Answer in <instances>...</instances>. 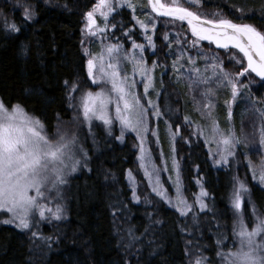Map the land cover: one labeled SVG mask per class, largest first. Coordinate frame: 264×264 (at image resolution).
<instances>
[{"label": "snow or ice", "instance_id": "snow-or-ice-1", "mask_svg": "<svg viewBox=\"0 0 264 264\" xmlns=\"http://www.w3.org/2000/svg\"><path fill=\"white\" fill-rule=\"evenodd\" d=\"M47 4L48 0H44ZM187 4L188 6H184ZM200 0H172L171 3L162 0H95L91 10L83 15L84 26L81 28V46L83 55L87 56V78L93 85L98 87V91L90 90V86L81 89L79 78L64 81L66 95L68 97L69 108H79V114L83 115V122L88 123L91 130L92 122L100 121L105 126L107 134H113L114 122L120 126V135L116 137L123 141L125 132L135 133L139 155L137 157L140 169L144 172L148 186L156 196L160 197L170 206H174L181 217H187L196 206L201 212H206L207 204L204 197L208 193L203 189L196 195L193 204H189L179 192V165L175 159V147L172 148V170L176 171L177 196L175 203L172 197L168 196L160 181V169L152 161V153L146 147L148 117L151 115L157 119L163 117L164 113L159 104L152 99L147 100V106L141 101L147 98L151 92H155L159 97L161 93L156 90L154 73L161 67L159 57L152 60L149 65L145 52L152 50V54L162 52L166 57L175 56L172 60V74L175 82L183 84L186 81L188 93L194 103V111L200 113L201 120L193 121L190 115L184 116V125L192 129V135L203 138L209 147V156L214 159L216 165H226L229 157H235L236 149L244 145L249 150H264V107L255 108L256 101H253V110L259 113L260 127L253 126V138L259 137V147L247 143L248 136L243 133L238 136L233 130L231 121L233 116L232 105L236 102L248 84L241 82V77L255 74L261 81H264V31L248 23H238L236 20L244 18L243 7H237L236 11L241 15L235 19H229L221 12L211 14V18L191 10L198 7ZM23 6V5H21ZM67 7V5H65ZM150 8L152 16L148 13ZM130 9L131 19L135 21L133 27L124 24L123 18L116 22L115 15H120L119 10ZM144 15L140 19L137 11ZM115 14V15H114ZM36 12L33 6H23L22 20L31 21L35 18ZM156 17L171 18L169 22L175 24L176 21L186 23L188 31L191 32L192 39L189 42L175 41L181 45L179 52L173 48V41L166 31L163 33V46L157 48L154 42V35L158 33ZM98 18L102 21L98 23ZM6 30L19 32L20 27L15 23L4 21ZM138 26L139 32L135 31ZM112 29H119L122 37L131 43V48L126 49L119 41L116 43H104L98 53H93L91 49L83 47L86 40L100 37L102 41L110 40L115 35ZM111 33V35H109ZM151 33V34H150ZM142 37L145 43L137 42L135 37ZM199 41H208L215 44L216 48L224 49L228 54L227 59L232 63L233 71H227L224 61L218 55H208L198 52L197 57H193L184 51V45L195 49ZM236 49V53L229 50ZM239 55H238V54ZM204 61L203 68L198 66V59ZM246 62V66H245ZM187 64V67H185ZM236 66H239L237 69ZM129 68L131 74H129ZM137 76L139 83L143 85V97L137 95ZM163 88V80L160 82ZM222 90L230 92V97L225 99L224 105L227 108L228 127L221 128L216 115V100L218 93ZM199 91L200 99L197 100L193 93ZM79 92L77 97L74 95ZM78 103H74L77 102ZM264 105V100L259 101ZM114 107V116L110 112L109 106ZM151 109V112H149ZM168 129L171 124L166 122ZM181 125H176L172 132L171 139L175 141L181 133ZM156 136L155 130H151ZM55 141L51 140L44 132V126L39 119L25 114L19 104L9 108L0 100V213H7V218H0V224L14 225L21 230H30L35 222L36 215L40 220L60 221L65 218L64 206L57 202L55 207H51L52 200H59L60 186L67 183L66 176L78 170V166H87L88 154L80 146L77 136L68 133H61L57 130ZM187 142V141H186ZM79 155L80 158H77ZM245 158L248 152L244 153ZM218 157V159L216 158ZM249 168L252 171V179L257 181L259 186L264 188V161L261 162L259 171L249 160ZM129 179L135 183L131 170L128 172ZM200 184V180H197ZM233 191L230 199L231 209H233L232 239L236 243L234 249L221 251V247H226L224 239L219 234L216 238V256L219 257V264H264V213L252 206V226L249 230L247 219L242 212L243 198L249 194L250 189L247 182L238 177L233 178ZM55 196L50 199V195ZM132 200L135 203L141 202L135 187L132 188ZM145 202L151 203L148 197H144ZM250 203V201H248ZM126 207V206H125ZM122 214L119 208L113 212L114 218ZM159 223V221H156ZM193 228L199 227V217L192 216ZM187 226L181 227L185 231ZM147 232L148 229L146 228ZM131 241L138 240L134 230L127 229ZM32 235L35 237L36 233ZM192 235V232H189ZM50 239V238H49ZM186 248V255L189 257V264H216L203 254V249L207 246L200 245L195 240H189ZM129 243L126 247H131Z\"/></svg>", "mask_w": 264, "mask_h": 264}, {"label": "trees", "instance_id": "trees-1", "mask_svg": "<svg viewBox=\"0 0 264 264\" xmlns=\"http://www.w3.org/2000/svg\"><path fill=\"white\" fill-rule=\"evenodd\" d=\"M30 1L36 12L33 20L24 22L20 10L11 14L12 22L20 27L19 32L6 30L0 19V100L8 107L19 104L50 132L59 122L71 117L64 81L79 78L81 84L85 83L81 28L84 13L95 0H48L47 4L44 0ZM203 3L206 8L224 11L230 19L240 16L236 8L243 7L244 18L236 22H253L264 27V0H203ZM230 5L237 15H229ZM122 18L130 26L128 12L121 10L120 15H115L116 22ZM119 35L122 37L121 31ZM155 39L158 49L161 48L163 34L157 33ZM202 43L224 61L225 68H230L225 62L228 54L224 49L208 41ZM173 48L178 52L175 43ZM186 48L192 53L200 52L195 51L198 48ZM152 56L159 57L164 64L169 60L162 52ZM251 76L252 93L263 99L264 81ZM233 124L239 127L237 114ZM107 136L100 129L95 131L96 146L87 145L88 167L68 179L65 218L52 227L50 240L37 242L15 226L0 225V264H188L187 240L205 243L206 253L212 257L217 229L221 238L230 234L229 197L236 177L234 168L230 165L215 168L200 142L180 150L187 191L193 192L200 180L211 209L210 215L206 216V211L198 216L200 224L207 225L201 234H192L194 239H190L187 234L193 232L190 224H183L180 214L162 199L147 194L151 203L142 199L140 203L133 202L127 174L137 170L135 141L131 135L124 136L121 142L116 141L117 135L113 134L112 139ZM247 180L251 201L257 209H264V189L249 177ZM118 208L122 214L114 218L113 212ZM184 226L186 230L181 231ZM129 227L138 240H130ZM34 243L40 246L38 251L33 249ZM129 243L130 248L126 247Z\"/></svg>", "mask_w": 264, "mask_h": 264}, {"label": "rangeland", "instance_id": "rangeland-1", "mask_svg": "<svg viewBox=\"0 0 264 264\" xmlns=\"http://www.w3.org/2000/svg\"><path fill=\"white\" fill-rule=\"evenodd\" d=\"M162 2L171 3L172 0H162ZM183 2H184V0H181V3H183ZM21 5L33 6L32 2L30 0H0V16H1L0 19L3 22L5 21V19H7V21L9 23H12L11 14L12 13L14 14L15 10H20V12H21L20 14L23 16V6H21ZM184 6H188V5L184 4ZM232 8H234V7H232V5H230V7L228 8L229 15H230V13L233 16L237 15V14L232 12V11H234ZM6 10H8V11H6ZM89 10H91V8ZM123 10L125 12H128V14H129V20L127 22L130 24V26H128V27H133L135 25V21H132V19H131V16H132L131 10L130 9H123ZM191 10L197 11V12L201 13L202 15H207L208 18H211V14L216 13V12H221V13H223L224 16L227 17V15L225 14L224 11H221V10L216 9V8H206L204 6L203 0H200V5L198 7H192ZM119 11L121 12V10H119ZM147 11L152 16H155L154 13H151L150 8ZM238 13H240V12H238ZM137 15L139 16L140 19H144V15L139 10L137 11ZM170 19L171 18H168V17L167 18L156 17L159 34H163L164 32L167 31L169 33V37L173 41V43H175L177 38H179L180 41H187L189 43L192 39H195L194 37L191 36V32L187 30L188 26L186 23L176 21L175 24H173V23L169 22ZM98 23L102 24V21L99 18H98ZM238 23L252 24V25L256 26L259 30L264 31V27L262 25H259V24L253 23V22H238ZM83 26H84V20H83L82 27ZM111 31L114 32L115 35L112 36V38L110 40L102 41L101 38L98 36L96 38L86 40L83 47L91 49V51L93 53H98L102 47V44H104V43H116L119 41L120 43L124 44V47L126 49L131 48V43L129 41H127L126 38H123L119 35V33H120L119 29H112ZM135 31L137 33L139 32L138 26L135 27ZM109 35H111V33H109ZM156 35H154L153 38H154V42L156 43V45H158L157 39H155ZM135 38L137 39V42L145 43V41L143 40L142 37L137 36ZM176 46H177L176 49L179 52L181 45L176 44ZM187 46H188V44H185L183 46L184 51L193 57H197L198 52H195V53L190 52L186 48ZM197 48H198V50H195V51H200L201 53L213 55V53H212L213 50H211L208 47H206L205 45H203L202 41L198 42ZM145 58H146L149 65L151 64L152 60H156L155 57L152 56V50L151 49H148L145 52ZM87 59H88V57L85 56V60H86V63H85V66H86L85 83L80 84V87H81V89H84L85 87L90 86V90L98 91L99 90L98 87L96 85H93L91 83V81L88 80V78H87ZM197 59H198V66L203 68L204 61L202 59H199V58H197ZM172 60H173L172 56H169V60L167 59L166 64L160 62L161 67L158 68L154 73L155 87H156V90L161 93V95L159 97H157L155 92H151V90H150L149 96L147 98L142 99V101H141L145 106H147V100L148 99L155 100L159 104V106L161 107V109L164 113L163 117L160 119H157V118L149 115L148 126L150 128V131H149V133L146 134L147 135L146 147L152 153L153 163L156 165V167H158L161 170L160 171L161 184L163 185L164 189L166 190L167 195L173 198L174 203H175V197L177 196V187L175 185V181L177 180V175H176V171L172 170V155H173L172 148H173V146L175 147L174 155H175V159L179 165V181H180L179 192L184 198L187 199L189 204H193L195 201L196 195H198L200 190H201L202 184L196 183L194 186L193 192L187 191L186 186H185V181L183 179L182 154L180 153V150L183 148L187 149V146L191 143L196 144L197 142H200L203 144V146L205 147V149L209 153V147L215 148V145L214 144L213 145H206L204 143L203 138H198L196 135H192V129L189 128L188 126L184 125V116L185 115H190L192 117L193 121H200V123H206V121L201 120L200 113L194 111V103H193V100L191 99V97L188 93L186 81L183 84H179V85L175 82V77L172 74V68H171ZM225 62H227L230 65V68H225V69L227 71H230V72L233 71L232 63H230L228 61L227 57L225 58ZM245 66H246V62H245ZM185 67H187V64H185ZM236 67H237V69H239V66H236ZM129 74H131L130 68H129ZM135 79L138 82L137 88L135 89V91H136L137 95L143 97L144 90H143V85L139 83L140 77L137 76ZM240 79H241L242 83L248 84V88L243 90V92L238 97L236 102L232 105L233 116H232L231 124H232L233 130L235 131V133L238 136H240L242 134V131H243V133L247 134V136H248L247 143L254 144L255 147L258 148L259 147V144H258L259 137L257 135L255 138H253L252 133H253V126L254 125H255L256 129H259L260 119H262V118L259 116L258 112L253 110V101L257 102L255 104V108L259 109L261 107H264V105L259 103V101H262L264 98L261 99V97H258V96L255 97L254 93H252L251 85H252V83H254L252 81V79H253L252 76L246 75L245 77H241ZM161 80H163V84H164L163 88L160 87ZM182 92L185 93L184 98L182 96ZM74 95H76L78 97L80 95V93L77 92ZM193 95H195L197 100L200 99L199 91L193 93ZM218 97H219V99L215 101L217 104L216 115L218 117V123H219L220 127L226 129L229 125H228V121H227V108L224 105V101H225V99H228L230 97V92H228L226 90H222L218 93ZM186 99H187V101H186ZM74 103H78V101L74 102ZM9 108H11V107H9ZM109 108H110L111 114L114 116V107L110 105ZM149 112H151V109H149ZM78 113H79V108H71V117L70 118L59 122L54 127V129H52L50 132H46L45 130H44V132L53 141L58 139V137L56 135L58 129L61 131V133H68V134L74 133L79 140L80 146H82L84 151H86L88 154V151H87L88 146L87 145L89 144V146H94V144H95V146H96V142H95V138H94L95 137V131L97 129H100L105 133H107V131H106L105 126L102 124V122L95 121V120L92 122L91 130H90L89 124L83 122V115L82 114L78 115ZM25 114H27V113L25 112ZM236 114H237V116H239V127L238 128H236L235 125L233 124V118L236 116ZM27 115L30 117H33L29 114H27ZM166 122L168 124L172 125L171 129H168L166 127ZM176 125L182 126L181 127V133L179 136L176 137L175 141H172L171 136H172V132L175 131ZM151 130H155L157 135L153 136ZM120 131H121V129H120L119 123L114 122L113 134L117 135V137H118L120 135ZM113 134L111 136L108 135L107 136L108 139H112L111 137L113 136ZM129 135H131L133 137V139L135 141V145H138L139 141H137L135 133L125 132L124 136H129ZM116 141L121 142V140H118L117 138H116ZM134 147H135V151H136L137 170L135 172L132 171V176L134 178L135 183H133L129 179L128 174H127V182H128V185L131 189V192H132V188L135 187L138 195H140L142 200H144V197L147 194L151 195V196L154 195V197L157 198L158 196H156L155 193H153L151 188L148 186V180L145 179L143 170L140 169V164H139V161L137 159V157L139 155L138 147H136V146H134ZM96 149L97 148L93 149V151ZM245 151L248 152L247 159L245 158V155H244ZM249 155H250V157H249ZM208 157H209L211 164L215 168L222 169V168L228 167L229 165L231 166V168L233 167L235 170V176L238 177L240 180L246 181L248 188H249L248 180H247L248 177L250 178V180L253 183H255L257 186H259L257 181H254L252 179V171L249 168L248 162L250 160L252 162V165L256 167L257 171H259V168L261 166V162L264 161V150H261V151L249 150V149H246L244 147V145H240L236 149L235 157H229V163L226 165H216V164H214L213 157L209 156V154H208ZM77 158H80L79 155ZM88 158H89V155H88ZM216 158L218 159V157H216ZM87 167L88 166H83V165L78 166V170L76 172H72V173L68 174L66 176V180L68 181V179L71 176L75 175L76 173H78L79 171H81L82 169L87 168ZM66 184L60 186V193H61L60 198H59V200L53 199L52 204L50 205L51 207L54 208L55 204L57 202L61 203L64 206ZM233 187H234V184L231 186L229 199H231ZM259 187L262 188L261 186H259ZM203 189H204V187H203ZM262 189H264V188H262ZM53 196H55V193H52L49 198L52 199ZM158 198H160V197H158ZM207 198H208L207 196L203 198L204 202L207 204L208 209H209V210H206V211H208L207 214H205L206 216L210 215V212H211L210 205L207 201ZM243 200H244V203L242 205V212H243L245 218L247 219V225L246 226L249 227V230H250L251 226H252V220L254 219V217L252 216V206L255 204L250 199V192H249V194L245 195ZM248 201H250V203ZM229 204H230V202H229ZM167 205L170 206L169 204H167ZM170 207H172L174 210H176L174 206H170ZM64 209H65V206H64ZM230 210H231L230 234L228 237L224 236L222 238V239H224L226 247H221L220 248L221 251H228L229 249H234L237 246L236 243L234 242V240L232 239V227H233V223H234L233 211L234 210L231 209V204H230ZM257 210L260 211L261 213H264V209H262V210L257 209ZM204 213L205 212H201L199 207L196 206L194 211L192 213H190L187 217H182L183 224H190V226L192 227V229H193L192 234L193 235L196 233L201 234L203 228H205L204 226H206L207 224H204V225L200 224V217H199V227L193 228L192 216L193 215L200 216V214H204ZM7 215H8L7 213H0V218H7ZM57 222H59V221H56V220H51V221L40 220L39 216L36 215L35 222H34L32 228L30 230H22V231L29 233L33 239L37 240V242L42 241L43 239L50 240L49 238H50L51 229H52V227L55 228V225L58 224ZM0 225H4V224H0ZM11 226H14V225H11ZM33 232L36 233L35 237L32 235ZM187 234H189V232H187ZM126 237H128L127 234H126ZM189 237H191V236H189ZM199 237L200 236L198 235L197 238L199 239ZM190 239H194L193 236ZM188 241L189 240H187V242ZM187 242H186L187 247H190V245H188ZM48 244H50V243H48ZM199 244L206 246L205 243H202V244L199 243ZM32 247L36 251H38L40 249V246L36 245L35 243ZM203 254H204V256H206L210 259H213L216 262V264H219V257L216 256V240H215V245H214L212 257H210L206 253L205 248L203 249ZM188 264H189V257H188Z\"/></svg>", "mask_w": 264, "mask_h": 264}, {"label": "water", "instance_id": "water-1", "mask_svg": "<svg viewBox=\"0 0 264 264\" xmlns=\"http://www.w3.org/2000/svg\"><path fill=\"white\" fill-rule=\"evenodd\" d=\"M215 45V44H214ZM255 76V74H253ZM256 77V76H255ZM258 79H260L259 77H257Z\"/></svg>", "mask_w": 264, "mask_h": 264}]
</instances>
